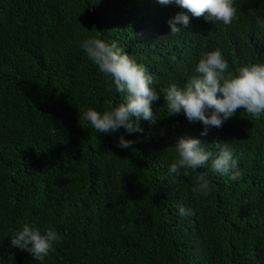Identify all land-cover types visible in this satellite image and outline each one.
I'll return each mask as SVG.
<instances>
[{"label": "trees", "instance_id": "16d2710c", "mask_svg": "<svg viewBox=\"0 0 264 264\" xmlns=\"http://www.w3.org/2000/svg\"><path fill=\"white\" fill-rule=\"evenodd\" d=\"M225 25L157 0H0V264H264V113L244 108L202 135L183 111L170 114L171 85L183 87L204 51L219 49L235 70L264 63V0H234ZM115 42L153 76L156 122L143 132L98 133L81 112L124 102L80 47ZM134 119V118H133ZM137 142L117 147L119 136ZM180 138H197L216 155L227 145L241 176L211 161L169 173ZM201 173L211 194L195 195ZM193 215L181 216L179 207ZM28 223L61 237L43 262L12 247Z\"/></svg>", "mask_w": 264, "mask_h": 264}, {"label": "clouds", "instance_id": "9594fccd", "mask_svg": "<svg viewBox=\"0 0 264 264\" xmlns=\"http://www.w3.org/2000/svg\"><path fill=\"white\" fill-rule=\"evenodd\" d=\"M160 5H176L182 11L168 21L170 35L175 36L187 28L190 16L204 17L206 21L232 23L236 17L234 0H157ZM257 25L264 30V19L257 17ZM80 47L86 56L105 76L109 77V91L113 89L124 95V102L103 113L88 108L81 112L80 123L88 122L98 133H117L124 129L127 134L143 132L140 121L155 123L152 102L159 100L151 85L153 76L144 65L138 64L117 43H108L100 38H88ZM228 61L219 49L201 53L194 74L184 86L171 85L165 93V100L170 114L181 111L191 121H200L204 125L202 135H207L210 128H220L239 108L259 117L264 113V63L244 65L228 71ZM134 118V119H133ZM136 140L126 139L121 134L117 147L132 148ZM177 156L170 164L169 173L188 175L189 170L201 168L211 161L213 171L231 175L233 181L241 176L238 162L231 150L220 147L216 155L206 151L197 138H180L174 146ZM192 191L197 197L211 194L210 181L201 173L196 177ZM181 216H191L193 211L183 205L179 207ZM61 242V237L53 228L43 232L34 225L24 223L11 239L12 247L30 253L36 261L43 262L54 245Z\"/></svg>", "mask_w": 264, "mask_h": 264}]
</instances>
